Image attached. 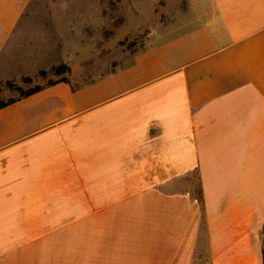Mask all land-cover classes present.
Returning <instances> with one entry per match:
<instances>
[{
	"label": "crops",
	"instance_id": "1",
	"mask_svg": "<svg viewBox=\"0 0 264 264\" xmlns=\"http://www.w3.org/2000/svg\"><path fill=\"white\" fill-rule=\"evenodd\" d=\"M31 1L0 0V81L22 75ZM194 21L0 110V264H260L264 0Z\"/></svg>",
	"mask_w": 264,
	"mask_h": 264
},
{
	"label": "rangeland",
	"instance_id": "2",
	"mask_svg": "<svg viewBox=\"0 0 264 264\" xmlns=\"http://www.w3.org/2000/svg\"><path fill=\"white\" fill-rule=\"evenodd\" d=\"M203 0H32L24 14L31 41L24 45L21 76L0 81V99L17 98L19 91L62 80L81 87L129 66L134 57L161 39L182 33L183 23L195 24ZM177 36V35H176ZM179 36V35H178ZM65 65L69 73L48 72ZM32 78L31 83L21 79ZM11 81L12 86L5 83ZM198 197V187H192ZM199 256L207 262L205 236L201 232ZM255 245L260 242L255 239Z\"/></svg>",
	"mask_w": 264,
	"mask_h": 264
},
{
	"label": "trees",
	"instance_id": "3",
	"mask_svg": "<svg viewBox=\"0 0 264 264\" xmlns=\"http://www.w3.org/2000/svg\"><path fill=\"white\" fill-rule=\"evenodd\" d=\"M63 73H69V68L65 65H59V66H56V67H52L48 72H45V71H39L37 73L38 76L42 77V76H45L46 74H49L51 76H55V77H58L60 76L61 74ZM23 82L25 83H31L32 82V78L30 77H25V78H22L21 79ZM60 82H64V83H67L65 81H62V80H59V81H56L52 84H56V83H60ZM11 81H8L6 82L5 84L7 86H12L11 84ZM50 84V85H52ZM50 85H47V86H50ZM47 86H42V87H31L27 90H25L24 92L19 91L21 94L15 98V99H9V100H1L0 99V110L6 106H9L19 100H22V99H25V98H28L38 92H40L41 90H43L45 87ZM198 197L195 198L198 202H200V192H199V188H198ZM257 235V239L258 241L260 242V253H259V257H260V264H264V223L258 228V231L256 233Z\"/></svg>",
	"mask_w": 264,
	"mask_h": 264
}]
</instances>
